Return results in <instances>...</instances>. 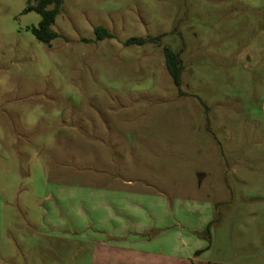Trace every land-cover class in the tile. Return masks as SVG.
<instances>
[{
  "label": "rangeland",
  "instance_id": "obj_1",
  "mask_svg": "<svg viewBox=\"0 0 264 264\" xmlns=\"http://www.w3.org/2000/svg\"><path fill=\"white\" fill-rule=\"evenodd\" d=\"M29 3L0 0V264H264V0H61L50 46Z\"/></svg>",
  "mask_w": 264,
  "mask_h": 264
},
{
  "label": "trees",
  "instance_id": "obj_2",
  "mask_svg": "<svg viewBox=\"0 0 264 264\" xmlns=\"http://www.w3.org/2000/svg\"><path fill=\"white\" fill-rule=\"evenodd\" d=\"M60 10L61 0H35L34 4L29 3L25 8V13L35 11L41 16L38 27L32 29V32L38 41L50 46L51 42L59 37V35L51 29V26L54 24ZM94 32L99 41L114 38L112 33L101 26L96 27ZM157 40H159V37H132L128 39L125 44L127 46H143ZM164 56L168 73L171 76L174 85L179 88L183 72L180 54L169 47H165Z\"/></svg>",
  "mask_w": 264,
  "mask_h": 264
},
{
  "label": "crops",
  "instance_id": "obj_3",
  "mask_svg": "<svg viewBox=\"0 0 264 264\" xmlns=\"http://www.w3.org/2000/svg\"><path fill=\"white\" fill-rule=\"evenodd\" d=\"M110 228H112V229H118L119 228V225L118 226H115V228H114L113 224L110 223ZM192 232H194V230ZM199 238L200 239L198 240L199 242H198V246L197 247H200V244L202 242L201 240L203 239V237L201 239V237L199 236ZM110 240H115V241H110ZM116 240L117 241H120V237H117L116 235L111 236V238L109 237V241L112 242V243H114V244H116ZM204 242L205 241H203V243ZM205 243L206 244L208 243V245L210 244L212 246V242H207L206 241ZM102 245L104 247L101 248V249H104V251H105L107 245L106 244L104 245V243ZM200 249L202 250V248H200ZM201 250H198V251H201ZM189 253L190 254L187 253L186 255L179 256L177 258V256H174V255L159 256V254L156 255V254H154V252H152V253H148L147 252V253H145V258L144 257L143 258H144L145 262H147L148 264H190L189 262H190V258L192 256L191 255L192 252H189ZM109 257H112L113 260H118V258L120 259L121 258L120 246H118L117 247V250H116V246L113 245V247H111V249H110ZM192 260H193L192 261L193 264H215L212 261H207L206 258L205 259L204 258L202 259L201 256H196V255L192 256ZM216 264H218V262H216Z\"/></svg>",
  "mask_w": 264,
  "mask_h": 264
}]
</instances>
